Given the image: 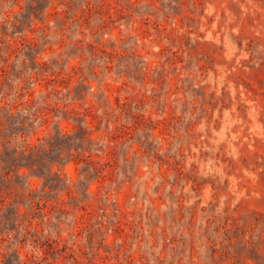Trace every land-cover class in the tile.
I'll use <instances>...</instances> for the list:
<instances>
[{"label":"rangeland","instance_id":"obj_1","mask_svg":"<svg viewBox=\"0 0 264 264\" xmlns=\"http://www.w3.org/2000/svg\"><path fill=\"white\" fill-rule=\"evenodd\" d=\"M0 264H264V0H0Z\"/></svg>","mask_w":264,"mask_h":264}]
</instances>
